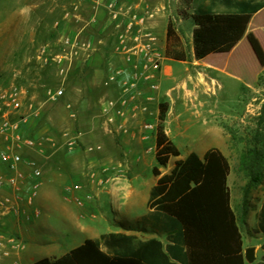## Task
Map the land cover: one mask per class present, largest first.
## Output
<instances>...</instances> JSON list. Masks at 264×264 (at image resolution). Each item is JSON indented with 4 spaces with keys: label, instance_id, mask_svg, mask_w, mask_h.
Segmentation results:
<instances>
[{
    "label": "rangeland",
    "instance_id": "374dc122",
    "mask_svg": "<svg viewBox=\"0 0 264 264\" xmlns=\"http://www.w3.org/2000/svg\"><path fill=\"white\" fill-rule=\"evenodd\" d=\"M74 1L0 0V105L4 102L2 95L13 91L17 93L21 107L12 111L9 117L13 121L26 117L20 128L22 135L32 139L40 134L49 135L60 144L63 131H80L81 140L73 151H84L87 146H101L94 152L101 151L104 152L102 156L111 157L108 164L121 163L124 170L121 178L126 184L132 178L128 171L130 165L136 168L139 178L151 181L154 176L158 180L161 176L170 174L194 152L190 150L197 148L204 139L205 145L213 146L207 151L218 149L228 162L227 184L232 205L242 231L248 232L247 220L254 218L257 204L264 197V68L251 86H243L251 81V74L256 67L250 60L251 50L245 43L239 44L227 73L211 70L208 75L202 73L199 79H194L204 86L208 84L213 91L211 99L217 102L216 109L211 114L215 120L214 126L206 128L207 132L203 136L202 131L205 129L195 123L201 118V112H196L195 108L186 112L169 110L163 93L156 94L159 83L152 92L146 86L142 87L141 91L144 93L126 103V115L132 123L125 135H130L131 140L122 152L121 146L104 137V119L100 116L101 103L106 98H116L119 95L116 86L104 85L107 74L115 68H123L126 72L127 63L120 58L123 53L116 46L117 31L104 11L103 14H99L101 10L94 13L85 6H81L78 11L79 20L71 16L64 18ZM92 17L94 19L87 24ZM84 24L81 36L91 38L95 49L88 58L83 56L80 60H74L63 78L58 75L59 67L54 61V57L62 53L60 38L82 28ZM193 86L189 82L188 87ZM58 87L63 89L62 96L50 99L47 91ZM167 87V84L162 86L161 91ZM147 94H152L154 100L147 104V110L141 111L139 106ZM68 104L71 105L70 109ZM72 109L76 113L75 117L70 116ZM35 111L38 112L37 115ZM145 123H151L153 128L144 129ZM159 127L179 152L177 156H170L164 166L158 165L155 158V139ZM58 146H61L58 148L59 153L66 151L64 146ZM252 149L258 150L259 156L251 172L247 167L246 155ZM153 167L157 168L158 175L152 173ZM68 168V181L75 180V177L78 180L88 171L86 165ZM109 186V183H105L101 192L93 191L88 200L92 208L88 209L86 205L74 206L73 217L82 214L84 217L79 218L81 222H91L106 231L116 229L118 222L122 220L134 219L145 213L144 207H128L125 202L110 196L104 191ZM245 186L249 188L243 213L242 196ZM79 193L85 197L82 191ZM49 215L52 228L41 230L35 235L38 241L43 242L36 248L38 256L46 252L49 244L58 246L56 255H60L77 245L74 240L80 241L84 237L83 234L74 233L71 224L59 213ZM125 225L137 227L135 220ZM250 239L254 241L253 237ZM29 242L27 245L32 248L33 245ZM245 242H248L247 238ZM104 251L113 253L111 250ZM56 258L59 257L49 259Z\"/></svg>",
    "mask_w": 264,
    "mask_h": 264
},
{
    "label": "crops",
    "instance_id": "0c3cea01",
    "mask_svg": "<svg viewBox=\"0 0 264 264\" xmlns=\"http://www.w3.org/2000/svg\"><path fill=\"white\" fill-rule=\"evenodd\" d=\"M131 1L158 9L155 16L147 23L166 51L165 60L156 80L159 83L156 94L163 93L169 104V110L186 112L195 108L196 112H201V118L195 123L205 129L202 131V136L205 135L206 128L214 126L215 120L211 114L215 111L217 102L211 99L212 88L195 80L199 79L202 73L208 75L211 70L226 72L235 56L236 48L239 44L245 43L252 52L250 60L256 67L251 74V81L244 83L243 86L253 84V80L264 68V3L255 12L250 13L237 10L236 0H228V3L217 2L215 5L211 0H193L188 16L182 17L178 12L179 0ZM209 8H211L209 13L197 12L199 9ZM99 14H103L102 10ZM169 22L175 32L174 39L167 37ZM124 56L120 58L127 63L125 67L127 72L132 69L133 60L126 61ZM189 82L194 84L192 88L188 87ZM166 84L168 87L162 92L161 87ZM119 122H122L127 130L132 120L126 118ZM181 125L185 126L182 122ZM107 127L103 125L102 130L106 133L104 137L121 146L123 152L125 145L130 143L131 136L125 135L126 131L119 130L117 125L111 127L110 131ZM35 141L36 145L32 148L17 147L11 138L5 140L0 136V150L10 148L12 153L21 158L14 168H9L0 160V180L4 182V185L0 186V264H30L41 258L60 257L86 239H99L102 234L109 233L133 235L137 240L155 238L161 242L163 248L172 245L167 239V233L143 223L140 219L142 215L134 219L122 220L118 222L116 229L106 231H102L98 225L91 222H81L79 218L84 217L82 214L73 217L74 206L86 205L88 209L92 208L88 203L91 194L93 191L101 192L105 183L110 184L109 188L104 190L110 196L125 202L128 207H144L146 214L150 210L148 207L150 191L156 184L157 177L153 176L151 181L141 179L136 168L130 165L128 171L132 174V178L126 184L121 178L124 171L121 163L116 161L115 165L108 164V159L111 157L102 156L104 152L93 153L84 149V151L66 150L59 153L58 148L61 146L58 145L64 146L62 136L60 144H57L58 141L51 136H43V134L36 137ZM205 143L206 140L203 139L202 143L190 152L194 151L202 158L207 150L213 147ZM33 164L40 165L43 172L39 177L40 184L36 195L29 198ZM84 165L88 166V171L85 174L80 172L82 175L78 176V180L75 177V180L68 181L66 169L69 166L81 168ZM227 185L229 188V184ZM79 191L85 194L84 198ZM230 206L234 211L235 222L241 235L242 264H264V197L257 204L254 218L247 220L248 232L241 229L232 205L231 192ZM56 213L65 217L66 222L73 227L74 233L83 234L84 237L80 241L74 240V244L77 245H73L60 255H56L59 247L49 244L46 252L38 256L36 248L43 242L38 241L35 235L41 230L52 228L49 214ZM133 220L137 223V227L128 229L125 224ZM244 234L249 236L246 237ZM251 237L254 241H251ZM245 238L248 242H245ZM27 242L33 247L29 248ZM250 246L254 248L255 258L252 262H248L244 257L245 248Z\"/></svg>",
    "mask_w": 264,
    "mask_h": 264
},
{
    "label": "trees",
    "instance_id": "16d2710c",
    "mask_svg": "<svg viewBox=\"0 0 264 264\" xmlns=\"http://www.w3.org/2000/svg\"><path fill=\"white\" fill-rule=\"evenodd\" d=\"M211 1L213 5L228 3V0ZM179 2V14L187 17L193 0ZM236 3L240 12L253 13L264 0H236ZM210 11L211 8L197 10L202 14ZM167 37L175 38L170 22ZM155 142L158 165H166L170 156L179 154L161 127ZM258 156L256 149L247 153L249 171H253ZM228 172L226 158L214 148L202 158L190 153L170 174L157 180L150 191V210L140 219L167 233L172 245L163 248L155 238L137 240L133 235L109 233L102 234L99 239H86L59 258H41L30 264H242L241 235L230 206ZM152 173L158 175L156 167L152 168ZM248 188L245 186L243 191V213ZM128 229L134 228L128 226ZM102 247L113 253L109 254Z\"/></svg>",
    "mask_w": 264,
    "mask_h": 264
},
{
    "label": "built area",
    "instance_id": "2783aa9c",
    "mask_svg": "<svg viewBox=\"0 0 264 264\" xmlns=\"http://www.w3.org/2000/svg\"><path fill=\"white\" fill-rule=\"evenodd\" d=\"M81 6H85L94 13L102 10L107 14L108 20L113 23L117 31V50L123 53L127 60H133L131 70L125 72L122 68H115L107 74L104 85L116 86L119 95L116 98H106L100 106L104 125L108 126V129L106 128L108 131L114 125H117L119 130L126 131L123 123L119 121L127 118V101L142 95L141 90L144 86L149 88L150 92L157 87L156 80L165 60V51L158 36L147 25L148 20L155 16L158 9L131 0H75L70 10L65 12L64 18L71 16L79 20L78 11ZM93 19V17L90 18L87 24ZM85 25L60 38V44L63 47L62 53L56 55L54 61L59 67L58 75L63 78L67 75L74 60H80V57L83 56L88 58L95 49V44L91 38L81 36ZM47 94L50 99L54 100L62 96L63 89L61 87L49 89ZM2 97L4 102L2 106L0 105V136L5 140L11 138L17 147H34L36 145L35 139L23 136L20 132L26 117H20L16 121L9 117L12 111H17L21 107L17 93L9 92ZM144 99V102L139 106L141 111L147 110V104L154 100V96L147 94ZM67 107L70 109L71 105L68 104ZM37 113L35 111L36 115ZM75 115L76 113L72 109L70 116L75 117ZM143 128L152 129L153 125L145 123ZM62 137L64 147L71 152L78 146L81 132L65 130L62 132ZM100 148L99 145L87 146L85 150L94 152ZM20 159V156L12 153L10 148L0 150V160L9 168H14ZM42 172L43 168L40 165L33 164L31 166L32 181L29 198L36 195ZM2 185L4 182L0 180V186Z\"/></svg>",
    "mask_w": 264,
    "mask_h": 264
},
{
    "label": "water",
    "instance_id": "95a60500",
    "mask_svg": "<svg viewBox=\"0 0 264 264\" xmlns=\"http://www.w3.org/2000/svg\"><path fill=\"white\" fill-rule=\"evenodd\" d=\"M244 257L248 262H252L254 260V248L253 247H247L244 250Z\"/></svg>",
    "mask_w": 264,
    "mask_h": 264
}]
</instances>
